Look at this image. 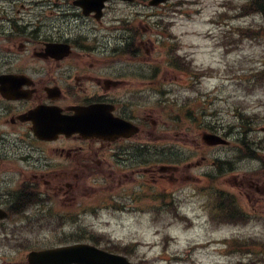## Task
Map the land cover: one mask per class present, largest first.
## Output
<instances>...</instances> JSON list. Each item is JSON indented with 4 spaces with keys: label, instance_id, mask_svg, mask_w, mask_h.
Masks as SVG:
<instances>
[{
    "label": "flooded vegetation",
    "instance_id": "obj_1",
    "mask_svg": "<svg viewBox=\"0 0 264 264\" xmlns=\"http://www.w3.org/2000/svg\"><path fill=\"white\" fill-rule=\"evenodd\" d=\"M51 2L60 18L50 30L28 28L14 16L0 32V264H27V246L39 242L12 236L15 227L82 220L84 208L62 218L50 207L60 191L104 181L102 187L115 190L112 207L131 215L153 193L139 176L180 168L156 163L165 149L156 152L155 145L170 142L172 125L164 112L154 117L163 106L155 95L168 94L169 79L154 76L147 28L139 32L136 16L116 9L119 0L100 10L91 0ZM68 117L83 129H48ZM176 130L185 141V127ZM194 140L199 153L202 144Z\"/></svg>",
    "mask_w": 264,
    "mask_h": 264
},
{
    "label": "rangeland",
    "instance_id": "obj_2",
    "mask_svg": "<svg viewBox=\"0 0 264 264\" xmlns=\"http://www.w3.org/2000/svg\"><path fill=\"white\" fill-rule=\"evenodd\" d=\"M39 1L20 0L11 5L18 10L20 3H25L26 9L22 13L27 24L32 23L28 25L41 27L46 32L57 24V19L46 2L33 5ZM172 1L175 0H170L168 6L151 7L146 0H138L132 4H120V7L124 14L135 16L138 13V25L148 28L156 47L154 76H167L169 87L172 82H177L176 77L180 78L181 74L166 63L158 48L179 44L181 52L198 67L219 69L218 74L214 72L215 76L202 80L194 91L174 88L167 96L169 108L166 114L172 111L173 122L178 123L180 111L186 118L187 130H192V133L185 134L186 144L174 127L169 130V139L173 141L170 145L178 148L175 143L181 141L178 149L182 156H177L180 168L157 167L154 178L149 172L145 177L139 176V180L145 181L146 187L149 186L147 190L153 193L143 195L131 215L117 213L112 208H100L98 215H88L80 222L59 219L53 226L31 229L27 236L41 237L40 247L57 246L78 239L93 243L89 239L94 237L102 242V246L107 243L118 251L124 250L128 244H139L137 248L127 250L130 259L137 264H237L240 261H243L242 264H264V220H249L245 217L225 220L223 216L227 209L219 205L221 201L215 198L232 197L236 204L233 208H238L240 212L255 208L254 212L264 215V168L260 167L259 172L252 173L258 164L250 160H238V146L235 145L233 149L218 154L223 160L232 159L231 170L227 169L226 163H222L226 169L214 171L211 159L220 147L212 150L202 142L203 147L198 153L194 140L198 133L195 120L201 110L206 111L203 117L226 131L234 123L238 126L243 124L239 113L253 114L255 108L261 107L258 111L262 123L259 125H264V82L259 80L253 69H241L246 66L245 63L249 65L252 59L257 61L260 56H264V43L250 41L236 34L235 37L242 42L238 45L239 49L228 53L225 47L227 36L234 27L246 26L257 31L264 27V15L228 17L226 14L236 13L230 0H187L179 7L170 6ZM236 1L241 7L247 0ZM3 7L14 14L8 0H0V17ZM153 13V16H147ZM161 20L163 22L156 23ZM167 23H170L172 34L158 31L159 26ZM5 25L8 26L6 22ZM222 67L225 68L223 72ZM162 112L154 117H161ZM236 130H241V127ZM156 133L161 131L156 130ZM253 136L264 139L263 132L256 131ZM262 145L260 156L264 157V140ZM251 179L253 186L250 184ZM103 185L104 181L95 183L90 179L86 184L79 183L80 191L72 193L64 189L58 193L56 200L49 203L50 207L65 218L75 209L90 210L101 206L102 202L109 199V195L115 193V190ZM209 185L217 187L214 197ZM86 190L90 191L85 193ZM253 196L255 199L252 200ZM257 197H261L260 200Z\"/></svg>",
    "mask_w": 264,
    "mask_h": 264
},
{
    "label": "water",
    "instance_id": "obj_3",
    "mask_svg": "<svg viewBox=\"0 0 264 264\" xmlns=\"http://www.w3.org/2000/svg\"><path fill=\"white\" fill-rule=\"evenodd\" d=\"M161 1L164 0H152V3L158 4ZM208 138L212 143L224 142L222 138L216 135H209ZM30 262L31 264H132L124 256L112 254L96 246L83 243L42 252H32Z\"/></svg>",
    "mask_w": 264,
    "mask_h": 264
},
{
    "label": "trees",
    "instance_id": "obj_4",
    "mask_svg": "<svg viewBox=\"0 0 264 264\" xmlns=\"http://www.w3.org/2000/svg\"><path fill=\"white\" fill-rule=\"evenodd\" d=\"M253 3H254L255 8L259 9V4H260L259 0H253Z\"/></svg>",
    "mask_w": 264,
    "mask_h": 264
}]
</instances>
